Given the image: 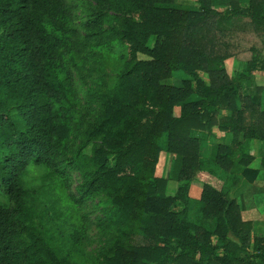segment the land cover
<instances>
[{
  "label": "trees",
  "instance_id": "obj_1",
  "mask_svg": "<svg viewBox=\"0 0 264 264\" xmlns=\"http://www.w3.org/2000/svg\"><path fill=\"white\" fill-rule=\"evenodd\" d=\"M194 1L86 0L77 16L67 0H0V264H264V234L228 197L258 175L246 142L264 143V83L243 92L264 79V0ZM214 128L230 138L205 157L196 132ZM200 173L215 183L193 198ZM95 198L93 254L80 209Z\"/></svg>",
  "mask_w": 264,
  "mask_h": 264
},
{
  "label": "rangeland",
  "instance_id": "obj_2",
  "mask_svg": "<svg viewBox=\"0 0 264 264\" xmlns=\"http://www.w3.org/2000/svg\"><path fill=\"white\" fill-rule=\"evenodd\" d=\"M68 2L76 5L74 10L77 16H81L83 14V8L86 0H67ZM228 0H213V4L218 9H223L226 6ZM242 3H246L247 0H240ZM194 0H176L178 5L188 6L189 4H193V6H197ZM139 57H145L143 55H139ZM229 74H232L234 70L238 69V61L235 58H229L224 63ZM106 71L112 76L114 74L112 67L110 64L106 65ZM183 77H186L185 73L181 70L174 71L172 76L169 79L164 80V82L174 85H179L180 81ZM75 79L77 81L78 86L80 87L79 93L82 94V85L79 82L78 76L75 75ZM264 83L263 76L260 73H255L249 82L243 85V92L253 91L255 86L262 85ZM252 99L258 103L262 108H264V91L258 93L252 97ZM175 113H178V108H175ZM202 140V155L207 157L210 155L211 148L214 143L221 141L226 138L229 140L230 135H225L218 131L216 128L212 130V133L206 132H196ZM246 151L253 155L256 158V161L252 163L253 168L257 167L259 169H263L264 165L262 162V158L264 157V143L258 140H249L247 141ZM85 152L89 153V148H86ZM173 165V156L165 151H162L159 156V161L156 166V175L167 177L170 175ZM34 177V176H33ZM255 182L250 184L245 180L241 181L238 185L233 187L229 193V198H234L236 202L240 205H243L244 210L242 211V216L244 219L254 220L255 229L261 232L264 231V222L259 216H261V212H264V175L263 173L257 176ZM35 182V180H34ZM80 182L79 174L76 172H71V183L70 188L68 189V193L77 197L78 193L76 192V185ZM208 182L210 184L215 183V178L207 173H200L198 176V184H192L189 190V195L193 198H198L200 194V183ZM173 188V184L170 187ZM100 204H98V199L95 198L93 200H88L84 206L80 209V213H86L88 216V223L86 224V251L95 253L100 246L104 245L105 240L104 236L98 231V227L96 225L97 217L101 216L102 213L100 211ZM182 207V203H177L175 205V209H180ZM255 220H260L255 222Z\"/></svg>",
  "mask_w": 264,
  "mask_h": 264
},
{
  "label": "crops",
  "instance_id": "obj_3",
  "mask_svg": "<svg viewBox=\"0 0 264 264\" xmlns=\"http://www.w3.org/2000/svg\"><path fill=\"white\" fill-rule=\"evenodd\" d=\"M246 145H247V142H246ZM255 161H256V158H255ZM254 168H257V167H254ZM258 169V175L257 176H259V174H261V173H263V175H264V168L263 169H259V168H257ZM256 178H258V177H256ZM256 178H255V180H256ZM244 179H242L241 181H243ZM255 180L252 182V183H254L255 182ZM240 181V182H241ZM246 181V180H245ZM239 182V183H240ZM246 182H248V181H246ZM248 183H250V182H248ZM252 183H250V184H252ZM261 216H259L261 219H263V222H264V212H261V214H260ZM253 222H254V220H252ZM257 221H260V220H255V222H257ZM258 231H260V230H258ZM261 232V231H260ZM261 233H263L264 234V231H262Z\"/></svg>",
  "mask_w": 264,
  "mask_h": 264
}]
</instances>
